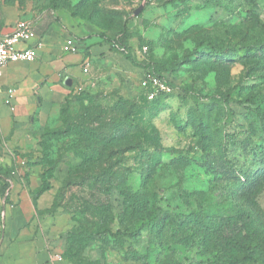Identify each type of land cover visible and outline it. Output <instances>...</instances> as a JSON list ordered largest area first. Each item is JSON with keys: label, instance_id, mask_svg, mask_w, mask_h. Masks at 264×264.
Returning <instances> with one entry per match:
<instances>
[{"label": "rangeland", "instance_id": "1", "mask_svg": "<svg viewBox=\"0 0 264 264\" xmlns=\"http://www.w3.org/2000/svg\"><path fill=\"white\" fill-rule=\"evenodd\" d=\"M34 1L40 10L56 4L74 12L83 37L127 38L125 50L98 52L78 39L81 75L33 115L27 161L54 191L51 210L68 226L65 239L81 214L96 220L92 210L82 213L89 183L106 181L109 169L116 219L119 187L140 190L148 179L151 200L164 212L232 214L245 198L242 179L252 174L249 196L264 221V0ZM200 41H217L222 52L211 56ZM147 75L160 76L171 91L151 101L141 87ZM87 150L100 156L84 168ZM154 233L96 237L75 264L206 262L197 241L160 245Z\"/></svg>", "mask_w": 264, "mask_h": 264}, {"label": "crops", "instance_id": "2", "mask_svg": "<svg viewBox=\"0 0 264 264\" xmlns=\"http://www.w3.org/2000/svg\"><path fill=\"white\" fill-rule=\"evenodd\" d=\"M19 21L37 34L28 43L36 57L8 63L0 75V188L7 183L0 191V264H71L63 255L68 226L51 210L54 191L37 194L42 179L27 161L33 115L62 99L81 75L85 56L81 50L63 51L66 37L82 40L89 52L107 51L109 45L101 34L83 37L84 26L60 6L40 10L34 0H0V39Z\"/></svg>", "mask_w": 264, "mask_h": 264}, {"label": "trees", "instance_id": "3", "mask_svg": "<svg viewBox=\"0 0 264 264\" xmlns=\"http://www.w3.org/2000/svg\"><path fill=\"white\" fill-rule=\"evenodd\" d=\"M57 7L59 5L51 6V8ZM71 14L75 15L74 12ZM101 36L108 43L109 49L113 51L125 50L127 47V38L124 35L110 37L101 34ZM198 45L205 46L211 56L222 52L217 41H200ZM243 49L244 52H248L249 46H245ZM167 94L160 93L150 100H157ZM99 156L100 154L96 150L84 152V168L93 165ZM96 171H98V167H96ZM96 171L91 172L93 177H98ZM105 176L109 178L106 181L104 179L103 183L95 181L89 183L91 197L85 200L86 205L82 211L83 213L92 210L96 214V220H91L85 214L80 213L81 218L76 220V225L67 230L63 255L71 264L78 263L77 260L82 257V250L96 237L109 236L114 241L123 238L130 239L148 228L156 232L153 235V240L160 245L166 244L169 240L180 244L197 241L202 247L203 255L208 256L206 262L202 264H264L263 216L254 212L259 208L249 196L251 185L254 183L252 174L246 175L242 179L241 188L245 198L240 202H235L236 212L232 214L164 212L151 200L147 190L148 179L140 190L131 191L126 189V186L119 187L123 197V210L118 219L115 218L109 201V193L115 186L112 184V170L106 171ZM6 188L7 183H4L0 191L3 192ZM47 188L42 179V185L37 194ZM188 194L189 192H185L183 196L186 197ZM115 219L118 223L114 229ZM126 252V257L140 258L135 251Z\"/></svg>", "mask_w": 264, "mask_h": 264}, {"label": "built area", "instance_id": "4", "mask_svg": "<svg viewBox=\"0 0 264 264\" xmlns=\"http://www.w3.org/2000/svg\"><path fill=\"white\" fill-rule=\"evenodd\" d=\"M35 39H37V34L27 21H19L11 33L0 39V75L3 67L8 63L35 59L36 50L28 45L30 41ZM62 48L67 53H78L80 42L70 37L65 39ZM141 87L145 90L148 99H152L160 93L171 91V87L166 81L154 75L142 77ZM8 93L11 95L12 91L9 90Z\"/></svg>", "mask_w": 264, "mask_h": 264}, {"label": "water", "instance_id": "5", "mask_svg": "<svg viewBox=\"0 0 264 264\" xmlns=\"http://www.w3.org/2000/svg\"><path fill=\"white\" fill-rule=\"evenodd\" d=\"M68 84H70V83H68Z\"/></svg>", "mask_w": 264, "mask_h": 264}]
</instances>
